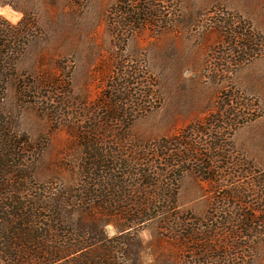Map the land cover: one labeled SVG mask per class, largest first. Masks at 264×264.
<instances>
[{
	"label": "rangeland",
	"instance_id": "obj_1",
	"mask_svg": "<svg viewBox=\"0 0 264 264\" xmlns=\"http://www.w3.org/2000/svg\"><path fill=\"white\" fill-rule=\"evenodd\" d=\"M124 1L0 0V18L14 24L26 13L39 28L16 70L44 88L32 100L9 88L4 103L19 131L42 147L33 186L46 198L78 199V133L90 114H110L101 102L124 61L133 79L114 98L132 117L104 139L91 137L112 152L115 182L91 184L114 205L106 214L87 193L66 208L87 263L264 264V54L241 48L245 35L264 38V0H180L166 27L129 38L107 21ZM211 114H232L216 173L201 158L207 148L198 151L211 138L155 150L175 136L185 142L183 130ZM142 171L147 182L134 176ZM71 261L56 264L86 263Z\"/></svg>",
	"mask_w": 264,
	"mask_h": 264
},
{
	"label": "trees",
	"instance_id": "obj_2",
	"mask_svg": "<svg viewBox=\"0 0 264 264\" xmlns=\"http://www.w3.org/2000/svg\"><path fill=\"white\" fill-rule=\"evenodd\" d=\"M179 2L180 0H125L119 7L110 8L107 21L113 32L129 38L144 29H156L162 23L166 27ZM38 33L35 19L26 13L14 24L0 18V264H56L80 258L85 259V264H89L83 255L85 246L80 240V232L74 234L70 231V215H67L66 208L69 200L82 202L88 193L89 201L97 199L98 204L93 205L94 208L103 209L106 214L112 209V198L98 194L96 185L91 184L96 179H103L104 183L110 185L116 180L111 175L114 172V158L110 155L112 152L108 154L103 148L104 141L97 139H104L112 130L125 127L132 117L131 114H123L125 110L119 104L121 100L116 101L114 94L119 93V87L124 90L128 79H133V74L126 62L115 65L107 95L101 102V108L104 107L110 114H90L85 119L87 126L78 133L83 154L79 175L84 186L83 190L75 191L79 194L78 199L72 193L71 198L64 193L58 198L54 194L46 198L42 194L44 189L33 186L34 169L42 147L19 131L15 119L4 110L9 88H14L17 99L31 100L38 98V91L44 88L43 81H34L28 76L21 78L16 70L28 44ZM236 36L239 35H230L234 40ZM243 37L245 44L241 48L244 47L247 54H264V38L260 36L255 41L249 34ZM54 85H58L57 82L45 86L50 88ZM231 116L232 114H211L201 126L195 128V125H191L183 130V134L189 135L185 142H179L178 136H175L163 140L155 150L169 153L172 147L188 146V142L192 145L191 138L195 135L211 138L209 145L200 144L198 151L207 148L205 151L208 153L200 157L206 159L214 171L220 159L219 151L223 149L219 136L231 129ZM92 136L97 139H92ZM161 156L165 157L164 154ZM102 173L104 176H100ZM134 176H143L146 182L149 180L144 171Z\"/></svg>",
	"mask_w": 264,
	"mask_h": 264
}]
</instances>
